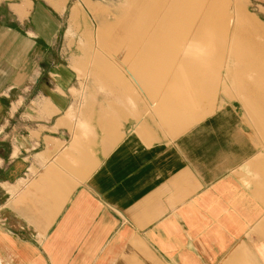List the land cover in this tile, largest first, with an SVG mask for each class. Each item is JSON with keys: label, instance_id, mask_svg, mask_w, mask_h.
<instances>
[{"label": "crops", "instance_id": "0c3cea01", "mask_svg": "<svg viewBox=\"0 0 264 264\" xmlns=\"http://www.w3.org/2000/svg\"><path fill=\"white\" fill-rule=\"evenodd\" d=\"M66 3L0 0V264H264V150L236 106L173 138L76 130Z\"/></svg>", "mask_w": 264, "mask_h": 264}, {"label": "rangeland", "instance_id": "374dc122", "mask_svg": "<svg viewBox=\"0 0 264 264\" xmlns=\"http://www.w3.org/2000/svg\"><path fill=\"white\" fill-rule=\"evenodd\" d=\"M235 1L248 14L231 18L235 34L247 38L239 56L227 51L215 56L218 43L202 15L190 9L182 14L169 0H67L66 6L73 7L66 19V45L73 46L63 60L77 75L70 109L78 116L75 129L98 128L108 135L113 129L149 125L173 138L221 103H231L264 150V0ZM222 4L213 2L210 13L222 10ZM168 10L185 19L175 18L170 34L159 26L167 23ZM34 173L30 168L28 175Z\"/></svg>", "mask_w": 264, "mask_h": 264}, {"label": "bare ground", "instance_id": "6f19581e", "mask_svg": "<svg viewBox=\"0 0 264 264\" xmlns=\"http://www.w3.org/2000/svg\"><path fill=\"white\" fill-rule=\"evenodd\" d=\"M169 1H170L169 3L171 4V7L180 9V13H182V14H183V10L190 9L191 12H193L194 14L202 15L201 18H204L206 26L209 29L210 35H214L216 38V41L218 43V46L217 45H216V47L213 46L212 52L215 56L216 55L222 56L223 53H221V52H223V51L229 52L232 56H234L236 54L238 55L240 53L241 54L243 53L242 50L239 51V49H240V47H242V45L247 40L246 35L235 34L236 28H234L233 21H231V18L232 17L233 18L240 17V19L241 18L243 19L244 17H248L247 16L248 14H246L245 12H242V10H240V7L235 0H169ZM219 1L223 2L222 10H219L216 14L210 13V8L213 5V2H219ZM167 15L169 16L167 23L164 25L159 23V26H161V28L167 30L166 31L167 34H170V32L175 31L174 29L177 25V23L175 22V18H177V21L181 20V22H183L185 19H183V17H182L183 15L182 16L181 15L176 16L171 10L167 11ZM245 19L247 20V18H245ZM252 19H254V18L252 17ZM255 34H256V37L260 39V41L264 40V39L261 40V38L259 37L257 32ZM261 35L264 38V31ZM180 37L184 41H186V39H188L186 33H181ZM156 38H157L156 41H159V37L157 36ZM173 38L175 39V37H173ZM188 42H190V39L187 41V43ZM197 42L199 43L198 40H197ZM183 44H184V42H183ZM223 55H225V54H223ZM236 57H234V59ZM237 59H238V57H237ZM175 60L173 59L172 61L176 62ZM234 63H235V61H234ZM234 65H237V64H234Z\"/></svg>", "mask_w": 264, "mask_h": 264}]
</instances>
